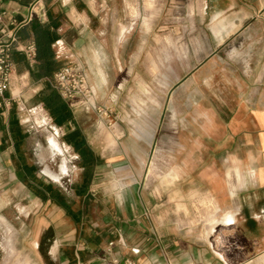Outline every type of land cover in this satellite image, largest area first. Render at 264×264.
<instances>
[{
	"label": "rangeland",
	"instance_id": "obj_1",
	"mask_svg": "<svg viewBox=\"0 0 264 264\" xmlns=\"http://www.w3.org/2000/svg\"><path fill=\"white\" fill-rule=\"evenodd\" d=\"M31 6L36 13L39 7L60 8L57 0H0L5 16L13 12L20 17ZM238 10V0H153L146 15L134 7L132 30L119 46L105 48L98 63L90 54L82 57L79 71L92 88L98 110L79 103L69 108L71 128L79 129L96 160L92 171L81 167L71 146L65 150L60 144L66 129L56 126L43 109L38 92L34 94L36 86L14 77L12 109L29 133L25 162L30 163L28 157L34 154L36 167L54 170L65 158L67 176L59 185H73L79 174L90 190L81 200L73 197L76 220L97 232L108 231V236L113 226L125 241L143 250L211 247L234 253L242 247L248 253L246 264H264V242L255 239L264 226L216 224L208 234L210 222L224 213L207 192L213 160L210 122L222 126L245 93L264 86V31L244 32L243 37L239 30L230 31L239 27ZM116 55L124 65L115 71L111 57ZM38 106L49 125L31 111ZM139 110L136 116L134 111ZM51 125L57 129L58 143L52 137L49 141L56 142L62 158L51 155L44 143L54 134ZM115 129L116 144L110 145L105 136ZM222 158V152L217 154L221 172ZM35 179L45 187L55 186L41 174ZM29 181L35 188L36 183ZM29 221L0 229V264H53L47 255L48 235H41L34 247Z\"/></svg>",
	"mask_w": 264,
	"mask_h": 264
},
{
	"label": "crops",
	"instance_id": "obj_2",
	"mask_svg": "<svg viewBox=\"0 0 264 264\" xmlns=\"http://www.w3.org/2000/svg\"><path fill=\"white\" fill-rule=\"evenodd\" d=\"M57 1L60 5L58 11L49 7L43 11L42 7H39L35 19L38 20L42 13L45 15L43 22L57 19V38L53 44L55 59L63 65L71 64L82 70L84 55L90 54L98 63L97 59L104 55L105 48L119 46L127 32L132 30L137 15L134 7L143 9L146 15L150 13L153 0ZM238 1L240 24L237 29L230 27V31L239 30L242 37L244 32L247 35L248 32L264 31V0ZM232 5L234 4L232 3L229 9H232ZM28 10L29 8L25 13H20V17H15L13 12L7 13L3 20L7 25H10L11 18H14L15 22L21 21L27 16ZM41 11L43 12L40 13ZM57 12L59 13L56 15ZM30 24L31 22L20 29L25 31V38L20 39L21 41L32 40ZM111 63L116 71L122 69L124 60L116 55L111 57ZM16 75L25 81V84L36 86L34 94L41 89L42 83L31 82L26 70L16 68ZM31 111H37L43 124H50L49 118L42 114L44 112L41 107H35ZM134 114L140 116L141 110L134 111ZM51 126L49 128L54 134L47 136L44 143L51 155L61 157V153L56 151L49 141L52 137L57 142V129ZM27 132L17 110L12 109V106L7 111L0 110V229L7 230V225L11 224L23 225L24 220L29 219L34 247L41 235H48L47 255L52 257L53 264H113L114 260L121 264L125 258L132 259L135 264L247 263L248 253L242 247L231 253L226 248L213 250L211 247H191L170 251L164 246L157 252L152 248L140 249L129 240L125 241L113 226L110 227V236L108 231L97 232L90 229L83 221L76 220L71 211L74 205L73 197L81 200L90 191L85 187L81 190V196L73 192L72 186L81 184V176L77 174L74 184L66 188L58 183L63 176H67L63 173L66 170L65 158L61 157L60 166L54 170L36 167L34 154L28 157L30 163L25 162L24 146L29 137ZM134 133L138 136L137 130ZM117 136L115 129L113 134H106L105 141L115 145L114 138ZM60 144L66 146L65 150L70 147L64 142ZM208 144L210 152L213 146V160L208 171L207 192L214 206L224 211L218 220L210 222L208 234L216 224L233 226L236 223H254L263 227L264 86L251 88L245 93L226 116L222 126L210 122ZM37 146L38 144L31 148V153L36 152ZM221 152L225 165L223 172L217 168V154ZM39 174L47 177L55 186L45 187L38 182L35 178ZM30 179L36 183L35 188L29 185ZM33 189L41 191L44 200L35 195ZM8 212H13L14 216L8 215ZM255 239L264 242V233ZM262 259L264 261V256Z\"/></svg>",
	"mask_w": 264,
	"mask_h": 264
},
{
	"label": "trees",
	"instance_id": "obj_3",
	"mask_svg": "<svg viewBox=\"0 0 264 264\" xmlns=\"http://www.w3.org/2000/svg\"><path fill=\"white\" fill-rule=\"evenodd\" d=\"M56 20H48L47 22H40L35 18L31 20L30 31L35 46V59L32 65H29L20 53H13L12 60L17 70L24 69L28 72L31 82L42 83L41 89L38 92L39 102L53 123L58 127L66 129L63 142L71 146L74 152L79 155L81 167L92 171L96 162L93 153L79 129L71 128V125L74 124L71 109L61 99L51 84L52 75L62 67L61 63L55 59L53 50V44L57 38L55 33ZM18 37L21 40L24 39L25 31L19 30ZM90 174L91 172L88 173V175ZM85 177L86 174H83V178ZM85 187L86 185L81 183L80 185H73L72 189L77 196H81V190L85 189ZM32 192L44 200V195L41 191L34 190Z\"/></svg>",
	"mask_w": 264,
	"mask_h": 264
},
{
	"label": "built area",
	"instance_id": "obj_4",
	"mask_svg": "<svg viewBox=\"0 0 264 264\" xmlns=\"http://www.w3.org/2000/svg\"><path fill=\"white\" fill-rule=\"evenodd\" d=\"M33 7L29 8L27 16L21 21L15 22L9 19L10 25L3 23L5 13L0 10V110L2 111H7L16 98L10 92L12 81L16 76V66L12 60V54L20 53L29 65L34 63L35 46L33 41H21L18 37V31L30 23L33 18H37ZM38 20L45 21V15L42 13ZM51 84L70 108H74L79 103L81 107L98 110L94 103L95 95L92 88L88 87L83 75L71 64H65L57 70L52 75ZM113 264H118V261L114 260ZM121 264H135V262L125 258Z\"/></svg>",
	"mask_w": 264,
	"mask_h": 264
},
{
	"label": "bare ground",
	"instance_id": "obj_5",
	"mask_svg": "<svg viewBox=\"0 0 264 264\" xmlns=\"http://www.w3.org/2000/svg\"><path fill=\"white\" fill-rule=\"evenodd\" d=\"M50 143L53 145V147H55L56 149H58V146H57V144H56V142L54 140L51 139Z\"/></svg>",
	"mask_w": 264,
	"mask_h": 264
}]
</instances>
